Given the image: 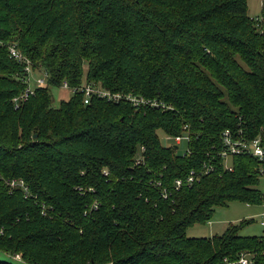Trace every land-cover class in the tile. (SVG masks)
Masks as SVG:
<instances>
[{"label":"trees","instance_id":"trees-1","mask_svg":"<svg viewBox=\"0 0 264 264\" xmlns=\"http://www.w3.org/2000/svg\"><path fill=\"white\" fill-rule=\"evenodd\" d=\"M256 18L246 0H0V39L49 73L15 108L23 64L0 45V252L20 264H219L248 252L264 264V236L240 235L244 220L186 235L217 206L264 201V157L234 155L228 170L216 152L225 129L264 145V0ZM83 79L166 108L84 104L78 92L52 105L50 86ZM184 125L178 154L157 131ZM203 162L214 170L175 188Z\"/></svg>","mask_w":264,"mask_h":264},{"label":"built area","instance_id":"built-area-1","mask_svg":"<svg viewBox=\"0 0 264 264\" xmlns=\"http://www.w3.org/2000/svg\"><path fill=\"white\" fill-rule=\"evenodd\" d=\"M263 1V0H262ZM258 18H255L257 20ZM0 45H5L8 51V55L23 64V70L20 74L17 75V78L22 81L23 88L21 92L14 95L11 99L12 104L15 108L19 107L32 96L37 88H44L49 86L48 79L49 73L44 70L41 66H34L30 58L24 55L14 43L5 44L0 39ZM61 88L70 89L72 93L78 92L83 96V103L88 104L93 97L102 98L110 102H121L125 101L130 103L136 109H146V108H166V105L161 101H158L153 98L143 97L141 95H136L133 93H124V92H115L108 90L106 88L101 87L99 84L88 83L85 79L81 81L78 86L70 87L66 81H63L59 86ZM189 130L187 126L184 125L182 132L179 135H169L165 134L164 138L174 140L172 146L174 149H177V146L180 142L189 140ZM143 150V147H141ZM188 148L184 150L183 154L188 153ZM217 156L223 159V165L226 169L230 170L231 166L229 160L234 155L240 154H251L253 156L258 157L259 159H263L264 157V145L261 142L260 137L255 138H247L242 135V131L233 132L230 129H225L222 131L220 135V147L216 151ZM142 158L139 155L134 157V163H141ZM214 170V166L211 164H207L206 162L202 163L201 172L196 174L193 170H191L185 180L180 178H176L174 180L175 188L181 187L183 184L191 185L195 182L197 177L200 174H207ZM9 187L13 188L15 186H19L26 190V186L24 185L22 180L11 179L8 181ZM260 190L264 195V172L262 171L260 177ZM163 196L166 197L167 194L165 190L163 191ZM247 205H251L246 203ZM261 211L259 213V224L263 229L264 236V201L260 203ZM16 261H21L20 254H15L12 256ZM252 258L250 253L241 252L236 258L229 259L227 257L223 258L222 262L219 264H251Z\"/></svg>","mask_w":264,"mask_h":264},{"label":"rangeland","instance_id":"rangeland-1","mask_svg":"<svg viewBox=\"0 0 264 264\" xmlns=\"http://www.w3.org/2000/svg\"><path fill=\"white\" fill-rule=\"evenodd\" d=\"M262 0H246L247 13L249 16L256 18L260 15ZM49 90L52 94V105L57 107L62 99H67L71 94L70 89L50 86ZM160 142L165 145H173L174 140L164 138L165 133L162 130L157 131ZM186 149V142L182 141L178 144L175 151L178 154H183ZM261 205H247L240 201H231L224 206H217L209 221L205 223H196L190 225L186 229V235L189 237H209L214 234H220L229 224H240L241 221H246L239 229L240 235H261L263 234L262 226L259 224V213ZM0 259L21 263L13 259L7 253L0 252Z\"/></svg>","mask_w":264,"mask_h":264}]
</instances>
